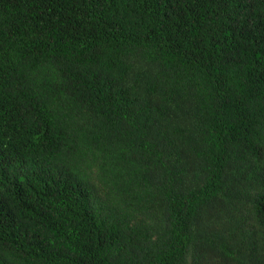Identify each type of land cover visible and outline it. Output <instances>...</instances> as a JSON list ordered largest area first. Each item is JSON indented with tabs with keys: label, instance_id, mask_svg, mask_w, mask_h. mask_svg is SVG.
<instances>
[{
	"label": "trees",
	"instance_id": "1",
	"mask_svg": "<svg viewBox=\"0 0 264 264\" xmlns=\"http://www.w3.org/2000/svg\"><path fill=\"white\" fill-rule=\"evenodd\" d=\"M0 264H264V0H0Z\"/></svg>",
	"mask_w": 264,
	"mask_h": 264
}]
</instances>
